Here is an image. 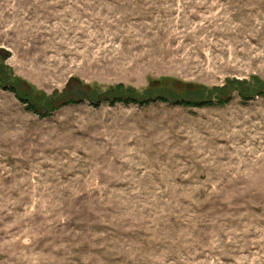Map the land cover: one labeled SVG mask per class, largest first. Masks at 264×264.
Segmentation results:
<instances>
[{
	"label": "rangeland",
	"instance_id": "374dc122",
	"mask_svg": "<svg viewBox=\"0 0 264 264\" xmlns=\"http://www.w3.org/2000/svg\"><path fill=\"white\" fill-rule=\"evenodd\" d=\"M0 264H264V0H0Z\"/></svg>",
	"mask_w": 264,
	"mask_h": 264
},
{
	"label": "trees",
	"instance_id": "16d2710c",
	"mask_svg": "<svg viewBox=\"0 0 264 264\" xmlns=\"http://www.w3.org/2000/svg\"><path fill=\"white\" fill-rule=\"evenodd\" d=\"M119 100H120V99H119ZM137 100H138V99L128 98V99L124 100L123 102H124V103H127V102L130 103V102H137ZM148 101H150V99H146V100L143 99V100H141V102H145V103L148 102ZM121 102H122V101H121ZM141 102H140V103H141ZM184 104L188 105L189 103H188V102H184ZM96 106H99V104H97Z\"/></svg>",
	"mask_w": 264,
	"mask_h": 264
}]
</instances>
